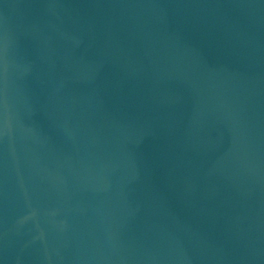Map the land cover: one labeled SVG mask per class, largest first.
I'll list each match as a JSON object with an SVG mask.
<instances>
[{"label":"water","instance_id":"95a60500","mask_svg":"<svg viewBox=\"0 0 264 264\" xmlns=\"http://www.w3.org/2000/svg\"><path fill=\"white\" fill-rule=\"evenodd\" d=\"M0 264H264V0H0Z\"/></svg>","mask_w":264,"mask_h":264}]
</instances>
